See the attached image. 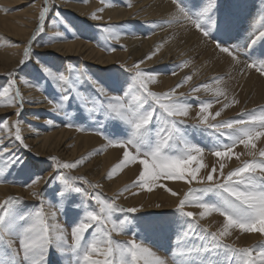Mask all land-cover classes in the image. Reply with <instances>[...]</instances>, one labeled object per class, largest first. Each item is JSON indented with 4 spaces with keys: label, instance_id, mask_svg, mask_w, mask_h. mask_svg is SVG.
Masks as SVG:
<instances>
[{
    "label": "snow or ice",
    "instance_id": "1",
    "mask_svg": "<svg viewBox=\"0 0 264 264\" xmlns=\"http://www.w3.org/2000/svg\"><path fill=\"white\" fill-rule=\"evenodd\" d=\"M84 2L86 3L87 0ZM101 3L105 4L106 0H101ZM173 3L177 11L167 23H178L183 19L194 25L203 36H209L210 29L200 17L212 11L216 7L215 4L209 3L199 12L190 13L182 0H173ZM9 10L4 9V11ZM50 11L45 0V5L39 11L37 28L28 42L29 46L24 49V58L20 60V66H26L28 63L32 55L31 45L44 32ZM103 11V7L96 9L91 13L90 19L101 20L102 17L97 13ZM56 17L62 22L63 18L58 12ZM100 31L106 34L107 40H119L121 37V30L117 26L101 25ZM60 35L56 33L52 40ZM258 40H264V31H260L251 40L249 47L254 46ZM215 46L234 61L238 59L237 54L220 41H215ZM151 55H155V52ZM150 58L151 56L145 57V59ZM37 62L44 76L61 85H70L71 90L76 91L75 85L83 73L70 76L64 71H53L41 63L39 57ZM143 63L142 59L125 69L130 74L131 85L138 93L131 98L127 91L119 94V89L117 94L110 95L106 88L99 86L92 77H88L94 85H97L96 91L103 98L94 101L89 98L93 106L89 107L86 103L84 107L89 113L99 112L106 120L121 129L111 137L104 136L103 132L99 133L109 145L123 150L122 158L111 168L108 177L111 178L118 170L130 164L138 163L141 170L136 180L132 182L133 188L140 187L152 191L155 187H165L164 184L159 183L161 180L187 184L188 190L176 205V211L186 217V222L194 229L200 228L205 233V239L210 238L204 251L205 257L213 252L219 255L223 250L224 260L209 261V264H264V240L256 245L242 248L225 243V239L234 229L242 234H259L264 237V148H257V141L264 138V107L248 112L242 111L234 118L218 119L225 109L239 101L235 99L229 101L222 78L216 77L212 82L191 88L193 93L203 90L213 97L212 100L207 101H201L196 97L198 107L195 116H191L193 105L184 93L177 94L176 89L190 81L192 76L186 75L169 91L155 92L150 90L149 85L156 81L158 74L142 69L140 65ZM188 63L184 61L179 67H187ZM246 67L255 69L264 76V59L253 60ZM69 72L75 73V69H69ZM172 74L175 75V72ZM15 75V71L10 73L9 76L12 78L5 85L0 86V106L15 108L16 119L0 120V130L18 142L19 146L27 149L20 119L24 110V98L16 86ZM76 94L80 96L79 92ZM221 97L228 102H224L219 110L212 111L214 104L221 102ZM70 99L71 96L66 94V91L61 93L58 101L49 99L52 111L61 112L65 102ZM188 119L193 121L191 125L193 129L210 132L216 138L208 151L217 159L218 167L214 164L204 175L200 173L202 169L207 168L203 163L206 149L189 137L185 130ZM46 123L51 125L53 122L48 120ZM65 126L76 127L77 131L82 130L71 123ZM238 145H242L246 151L244 153L235 151ZM244 155L251 159H241ZM49 159L55 163V174H49L46 178L36 176L23 186L31 189L30 195L43 204L44 194L42 190L37 191L35 186L41 179L44 180L45 185L59 181L61 187L55 192V197L59 200L83 197L81 204L84 206V216L71 228L69 242L63 228L59 224L49 223L48 217L41 210L18 211L16 205L23 203L22 198L9 196L5 200H0V264H50L49 254L53 251L61 257L73 260L74 264H166V261L156 256L150 247L137 242L134 238L123 242L113 240L112 233L118 235L124 233L127 224V220L114 219V213L118 211L136 213L138 209L135 207L121 209L116 205L115 199L109 201L95 191L89 192L77 186L74 181L83 178L70 177L63 170L76 169L84 162V157L74 162H61L56 157ZM232 159L239 161V165L225 172V161ZM0 161L6 162L9 171L12 167L23 164V159L14 150V146L6 144L3 137H0ZM3 174L4 168L0 167V176ZM4 182L6 181L0 180V183ZM84 183L89 182L85 180ZM90 187L95 189L98 186L90 185ZM127 190L126 187L124 191ZM165 191L173 196L178 195L166 187ZM210 194L215 200L207 199ZM87 202L94 203L96 209H91ZM190 205L201 209L199 219L193 212L184 210ZM212 213L223 217V225L214 232H208L206 227L201 228L199 221ZM108 225L111 227L109 228ZM91 229L95 231L89 239L86 234ZM185 254L198 256L200 252L197 250L181 253V255ZM184 264H197V261L189 259ZM199 264H204V260L202 259Z\"/></svg>",
    "mask_w": 264,
    "mask_h": 264
},
{
    "label": "rangeland",
    "instance_id": "2",
    "mask_svg": "<svg viewBox=\"0 0 264 264\" xmlns=\"http://www.w3.org/2000/svg\"><path fill=\"white\" fill-rule=\"evenodd\" d=\"M14 1L16 3V1L18 0H10L9 3L7 2V0H0V17H7L9 16V14L12 15L18 12L22 6L25 7L28 5H16L13 4ZM34 1L35 0H33V2ZM93 1L98 3V7L92 8L93 10L87 13L88 16L84 17L80 16L77 11L68 8L67 6H71V4L84 5V0H47V5L50 7L51 11L47 17L44 32L41 33L40 36L37 37V40L31 45L32 55L26 66H20L19 62L24 58V49L29 46V39L35 33L38 24L39 11L45 5V0H38V5L34 7L33 11L35 13V18L32 21L33 28H31L30 34L27 37L26 41L16 39L14 40L11 38L9 39L6 37L7 34L3 33L0 30V52L3 53L9 50H13L14 47L20 49L19 56L16 57V59L18 60L16 62V65L10 69H7L6 71L0 72V86L5 85L8 80L12 78L9 76V74L15 71L16 75L14 78L16 79V86L19 88L21 95L24 98V112L21 113L20 117L22 125L32 123L33 125L39 127L42 132L47 134L50 128L52 129V127L47 126V124L43 121L44 119H46L45 121L51 120L55 125V128H57L55 129L56 131L64 130L70 132L71 134L73 133L72 138H75V136L78 135H84L85 137H92L98 141L96 144L97 146H93L95 148L90 147V150H86L79 156L86 157L84 158V162L80 166L73 170L63 171H65V173L70 177H82L83 180L74 181L77 186L85 188L89 192L95 191L101 194L102 197L107 198L109 201L115 199V203L119 208L128 209L135 207L138 209L136 213H128L126 211H118L114 213V219L127 220L124 233L119 235L115 232L112 233V238L114 241L123 242L134 238L137 242H141L145 246L150 247L156 256H159L166 261V264H184V262L189 259L196 260L197 264H199L202 259L204 260V264H209V261L224 260L223 250H221L219 255L213 252L205 257L204 251L209 244L210 238L205 239V233H203L200 228L194 229L192 225L186 222L187 218L181 216V214L176 211V205L179 203V200L183 197L184 193L188 190L189 186L187 184L170 180H161L159 182L164 184L166 188L178 193L176 197L171 195L168 191H165V187H155L152 191H147L140 187L133 188L131 187L132 182L136 180V177L139 175V172L141 170V166L138 163L130 164L118 170V172L114 173L111 178L107 177V173H109L111 168L122 158L123 150L118 147L109 145L104 136L111 137L114 134L119 133L121 129L117 128L110 121L106 120L105 117L99 112L89 113L84 107L86 103L89 107L93 106L89 98H91L92 101L98 98H103L96 91L97 85H94L88 79V77H92L97 81V84L99 86H103L104 88H106L110 95L117 94V89L120 90L119 94H123L124 91H127L129 93V98L137 95L138 93L135 87L131 85L130 74L125 70L129 66V56H127L125 59L122 58L123 60L121 58L116 59L118 61L115 60L114 63L110 65L102 66L97 64L95 65V63L93 62H89L84 58L83 55L64 56L63 54L54 51L53 47H55V45L57 46L61 44H74L77 42L83 44L84 42V44L89 45L92 49L105 56H115L117 55V52L118 54H124L123 52H125V54L130 53L128 52V48L126 49L125 47V42H121L119 40H107L106 34L100 31L101 25L117 26L121 30L122 37H129L133 40H153L155 38L153 41L154 48L158 45L157 41L161 37L160 36L158 37V39H156V36H158L161 32L160 29L164 30L165 37L168 39H174V36H169L171 35V33H180L182 31L183 34L190 33L193 35L195 33L194 39L197 42L193 44L187 43L190 48H185L186 52L184 54H181L176 60L173 58L165 59L164 61L162 60L163 62L158 61V64L156 63V65L153 64L147 67L140 65L142 69L157 73V77H168L170 80L174 81L167 87H163L161 86V84L158 87H155L156 82H154L155 84H150L149 88L150 90L155 92H166L174 88L180 81L183 80L186 75L192 76V79L190 81L176 89V93L185 94L188 101L193 105L191 116H195V112L198 107V101L195 98L198 97L201 101H207L212 100L213 97L210 93H205L203 90L197 93H193L191 92V88L203 83L212 82L214 78L220 77L223 81V87L227 89L229 101L235 99L239 101V103L231 104L229 108L225 109L222 112L221 117H219L218 119L223 120L234 118L237 117L238 114L242 111L248 112L252 111L253 109H260L264 107V93L259 90V88L256 86L257 84H255L256 81L258 83L264 82V76H261L255 69H248L246 67V65L253 60L258 61L259 59H264V40H258L254 46H252L251 48L249 47L251 40L254 39L260 31H264V0H182L184 6L190 13L199 12L204 7H207L209 3H213L216 5V7L212 11L200 17L210 29L208 37L203 36L201 32L196 30L194 25L183 19H181L178 23H167L168 21L172 20V18L174 17L173 15H175L177 11L176 5L173 3V0H161L168 5L169 10L165 13H160L161 15L157 16L154 19H146L145 17L135 18L129 16L127 18V21L118 23L114 21H96V23L94 20H89V17L91 13L96 9L109 4H113L116 6L120 5L123 7V9L131 11L129 15H133V13L136 12V10H132L134 7L133 1L106 0L105 4H102L101 0ZM31 4L32 1L29 5ZM129 5L131 6L129 7ZM4 9L10 10L4 11ZM57 12L60 14V17L63 18L62 22L56 17ZM164 14L166 16L163 17ZM209 17H211V19H209ZM193 18H195V16H193ZM56 33H60L61 35L58 38L52 40V38L56 36ZM215 41H220L225 46L231 48L232 51L237 54L238 59L234 61L226 53H221L216 48ZM182 44L185 45V43ZM199 46H201V48L205 46L210 47L211 49L209 50V54L212 55L197 56L198 53H196L195 50L198 51V49L200 48ZM108 48H112L115 50L108 51L106 50ZM154 48L152 46L153 50ZM186 49H188V51ZM153 50L149 51L148 54L150 52L152 53ZM15 52L13 53L15 54ZM38 57L41 63H43L45 66L50 67L53 71H64L66 75L70 76L83 73L80 80L75 85L76 91H72L70 85H61L59 83L51 81L49 78L44 76L37 62ZM223 58L225 59V61ZM125 61L128 62L125 63ZM137 61L140 60L137 59L131 61V65H133ZM184 61L189 62L188 66L180 68L179 65H181ZM206 63L208 64L206 65ZM230 66H238L240 68L239 71L241 72H238L235 75L229 73L228 69H230ZM69 69H75V73L69 72ZM173 72H175V75L172 74ZM251 80H253L252 84L255 82L253 85H251L252 87L247 84L248 81ZM30 88L34 90L32 92H35L41 100H34L33 97H30V95H28L26 91L31 90ZM65 91L66 94H69L71 96L70 101L65 102L64 109L61 112L57 113L52 111V106L51 104H49V99L58 101L60 99L61 93ZM77 92L80 93L79 97L76 94ZM220 101V103L214 104L212 111L219 110L224 102H228L224 101L223 97L220 98ZM28 104L34 107L33 109H31V112L27 109ZM14 113L15 108L6 106H2L1 108L0 106V120L8 119L9 121H12L16 119ZM33 122L37 124H34ZM69 123L80 127L82 130L77 131L76 127L65 126ZM186 123L188 126L185 130L188 132L189 137L194 142L200 144L206 149L203 157V163L207 165V168L202 169L200 173L201 175H204L208 170L211 169L214 164H216L218 167L217 159L211 155L210 151H208L216 138L210 132L193 129L191 127L193 123L191 119H188ZM153 126L155 128V123ZM0 132L2 133L4 131L0 130ZM100 132H103L104 136L100 135ZM4 134L6 136L5 132ZM22 136L24 137V143L29 146L30 150L29 148L24 149L21 146L19 147L18 142H14V139L11 137L7 138L8 140L5 141L6 144H14V150L18 155L22 157L23 164L12 167L9 171L5 162L6 158L5 161H0V167L4 168V174L0 176V180L6 181L4 183H0V187L16 188L21 191H24V189L27 190L28 188L24 187L23 185H25L26 183H30L31 178H35L36 176L46 178L47 176H49L48 174H55V163L54 161L49 159L50 157H56L61 162L67 161L57 154H45L42 156V154L37 153L33 150L31 144H29L28 142L26 143V133L22 132ZM74 146V143L70 145V147ZM257 148H264V138L257 141ZM95 149L96 151H94ZM111 150H113L118 156L113 162H111L112 164H110V166L108 165V167L104 169L102 177L99 180H94L90 178L86 173L80 172L82 167H86V164L90 162V155H98V157H103L107 153L111 152ZM235 151L244 153L246 150L242 145H238L235 148ZM86 154H89L88 158ZM94 157L95 156H93L92 158ZM241 159H251V157L244 155L241 157ZM74 161L75 159L68 160L67 162ZM225 163V172L239 165V161L235 159L226 160ZM102 168L103 167L99 168L100 173H102ZM128 170L135 172L133 177L122 184L118 189H116L115 192H110L106 189L105 184L107 182L117 180ZM85 180L89 183H84ZM90 185H97L98 187L93 189L90 187ZM60 187L61 182L59 181L50 182L49 184L45 185L44 180L41 179L40 182L35 186V188H39L37 189V191L42 190L44 194L43 204L35 200L30 194H11L1 200H5L9 196L22 198L23 203L16 205L18 211L34 212L37 209L41 210L45 214V216L48 217L49 223L59 224L63 228L64 234L67 235L70 242L71 228L84 216V206L81 204L83 197L78 196L75 197L74 200L71 198L59 200V198L55 197L54 194L57 190H59ZM126 187L128 188V190L124 191ZM193 187H197V185H193ZM156 193H164L168 196L176 198L177 204H175L168 210L164 209L163 211V209L157 207V205H160L158 199H149L150 195ZM133 198H142V201L140 202V204L137 202L133 203ZM207 199L215 200V197L210 194ZM87 203L90 205L91 209H96L97 206L94 203ZM184 210L193 212L194 214H196V218L199 219V212L201 211V209H199L198 207L190 205L186 206ZM199 223L201 225V228L206 227L208 232H214L218 228L222 227L223 217L219 216V214L217 213H212L206 216L204 219L200 220ZM206 223H208L209 225H207ZM108 227L110 228L111 225H108ZM93 231H95V229L89 230V232L86 234L87 238H92ZM193 232L195 234H193ZM250 237L255 238L253 240L254 242H251V244L249 245H238L242 240H247ZM227 238L225 239V243L234 245L237 248L250 247L258 244L261 240H264V237H261L259 234H242L235 229L232 230V234L229 237L230 241H228ZM16 246L18 247V242ZM197 250H199L200 252V255L198 256H189L186 254L181 255V253L195 252ZM49 260L50 264H74L73 260H70L68 257L59 256L56 251H53L49 254Z\"/></svg>",
    "mask_w": 264,
    "mask_h": 264
},
{
    "label": "bare ground",
    "instance_id": "3",
    "mask_svg": "<svg viewBox=\"0 0 264 264\" xmlns=\"http://www.w3.org/2000/svg\"><path fill=\"white\" fill-rule=\"evenodd\" d=\"M10 1V0H9ZM9 1L7 0V2L9 3ZM32 1V4L29 5ZM67 1V0H65ZM134 2V7L132 10H136V12H132L133 15H129L131 11H127L125 9H123L122 6L120 5H111V6H101L104 8L103 12L97 13L98 15H100L102 17L101 20H99L100 22L104 21H114V22H124L127 21L128 17H135V18H140V17H145L147 18H156L157 16H160V13H165L167 12L168 9V5L161 0H131ZM38 0H35L33 2V0H18L14 1L13 4L16 5H27V6H22L18 12L7 16V17H0V30L7 34L6 37L7 38H11V39H16V40H21V41H26L27 37L30 34L31 28H33V20H34V7H36L38 5ZM61 3V2H60ZM74 3V2H73ZM3 4V3H2ZM70 4V3H69ZM98 3H96L93 0H87L86 3H84V5H75V4H71V6L67 5L68 8H71L74 11H77L78 14L80 16H84L87 17L89 12H91L93 9L92 8H97ZM5 7V6H4ZM8 7V6H6ZM20 7V6H19ZM100 7V8H101ZM18 9V8H17ZM63 9V8H62ZM17 11V10H16ZM36 11V10H35ZM87 14V15H86ZM251 14V13H250ZM7 15V14H6ZM75 15V13H74ZM86 15V16H85ZM166 16L165 14L163 15V17ZM174 16V15H173ZM78 17V16H77ZM159 18V17H158ZM167 18V17H166ZM86 20V19H85ZM89 20L92 21V19ZM94 22V21H93ZM96 22V21H95ZM103 22V23H104ZM36 23V22H35ZM97 23V22H96ZM111 23V22H110ZM187 24V23H186ZM46 26V25H45ZM178 26V25H176ZM48 27V26H47ZM175 28V27H174ZM49 29V28H48ZM243 29V27H242ZM194 30V29H193ZM160 34L158 36H156L158 39V37H160V39L157 41L158 45L155 46L153 45V40H133L129 37H120L119 41L121 42H125V47L126 49L128 48V52L125 54V52H123L124 54H118L115 56H105L100 54L98 51L92 49L89 45L87 44H83L80 42L74 43V44H64V45H55V47H53L54 51H57L60 54L65 55H83L84 58L86 60H88L89 62H93L95 63V65H102V66H107L110 65L112 63H114V61L116 59H125L127 56H129V66H132L131 61L133 60H144V63L141 64L143 66H149V65H153L156 63L158 64L160 61H164L165 59H177L179 58V56L181 54H184L185 48H188L189 45L187 43H196L197 41L194 39V34H183L182 32L178 33L176 31V33H171V35L169 36H174V39H168L165 37V32L164 30L160 29ZM188 31V30H187ZM1 32V33H2ZM162 33V34H161ZM173 34V35H172ZM3 36V35H2ZM129 36V35H127ZM199 36V35H198ZM5 37V35H4ZM2 38V37H1ZM3 39V38H2ZM31 39V38H30ZM29 39V40H30ZM162 40V41H161ZM199 40V39H198ZM78 41V40H77ZM166 41V42H165ZM178 41V42H177ZM183 41V42H181ZM181 42V45H180ZM205 42V41H204ZM60 43V42H59ZM182 43H185V45H183ZM1 44V43H0ZM9 44V43H8ZM210 44V43H208ZM4 45V44H3ZM13 45V44H12ZM21 45V44H20ZM197 45V44H195ZM6 46V45H5ZM11 46V45H10ZM35 46V45H34ZM53 46V45H52ZM152 46L154 48V50L152 49ZM213 46V45H212ZM200 47V48H199ZM197 48L198 51L195 50L196 53H198L197 56H209L212 54H209V50L211 49L208 46H205L203 48H201V46H199ZM190 48V47H189ZM192 48V47H191ZM195 48V46H194ZM213 48V47H212ZM13 49V48H10ZM52 49V50H53ZM193 49V48H192ZM202 49V50H201ZM8 50V49H7ZM155 52V55H151L152 53L150 52L148 54L149 51ZM188 51V49H186ZM15 52V54L13 52ZM190 51V50H189ZM212 51V50H211ZM210 51V52H211ZM127 52V51H126ZM193 52V51H192ZM20 53V49H17L14 47L13 50H9L7 52H0V72L2 71H6L7 69H10L12 67H14L16 65V62L18 61L16 59V57L19 56ZM219 53V52H218ZM22 54V53H21ZM55 54V53H54ZM217 54V53H216ZM187 55V54H186ZM214 55V54H213ZM21 56V55H20ZM151 56L150 59H145V57ZM163 56V57H162ZM183 56V55H182ZM218 56V55H217ZM211 57V56H210ZM219 57V56H218ZM83 58V57H82ZM181 58V57H180ZM183 58V57H182ZM206 58V57H205ZM209 58V57H208ZM122 59V60H123ZM215 59V58H214ZM224 59V58H223ZM127 60V59H126ZM198 60V59H197ZM118 61V60H116ZM159 61V62H158ZM162 61V62H163ZM167 61V60H166ZM174 61V60H172ZM196 61V60H195ZM225 61V59H224ZM128 61H125V63ZM211 62V61H210ZM166 63V62H165ZM169 63V62H168ZM242 63V62H241ZM126 64V65H127ZM161 64V63H160ZM208 63H206L207 65ZM220 64V63H218ZM240 64V63H239ZM238 64V65H239ZM94 65V64H93ZM121 65V64H120ZM215 65V64H214ZM230 65V64H229ZM242 65V64H241ZM128 66V67H129ZM213 66V65H212ZM216 66V65H215ZM17 67V66H16ZM218 67V66H217ZM239 67L238 66H230V69H228L229 73L231 74H237L239 71ZM13 70V69H12ZM15 70V69H14ZM215 70V69H214ZM11 71V70H10ZM226 72V70H225ZM221 73V72H220ZM242 74V73H240ZM229 75V74H228ZM244 75V72H243ZM29 76V75H28ZM232 76V75H231ZM239 76V75H238ZM261 77V76H260ZM245 78V76H244ZM258 78V77H257ZM232 79V78H231ZM242 79V78H241ZM177 80V79H176ZM235 80V79H234ZM240 80V79H239ZM261 80V79H260ZM259 80V81H260ZM236 81V80H235ZM234 81V82H235ZM238 81V80H237ZM252 81H248V85H253ZM156 84L155 87H158L160 84L163 87H167L168 85H171L174 81L170 80L168 77H157L156 79ZM24 83V82H23ZM236 83V82H235ZM238 84V83H237ZM243 84V83H242ZM256 86L259 88V90H261L264 93V82H257ZM29 85V84H28ZM20 86V85H19ZM246 86V85H245ZM32 87V86H31ZM252 87V86H251ZM250 87V88H251ZM31 89V88H30ZM27 90V89H26ZM37 90V89H35ZM34 90H27L26 92L28 93V95H30V97H33L34 100H39L40 97L36 95L35 92H32ZM261 92V93H262ZM38 93V92H37ZM245 93V92H244ZM39 97V98H38ZM41 100V99H40ZM41 104V103H39ZM27 105V104H26ZM45 105V104H44ZM36 106V105H34ZM39 106V105H38ZM41 107V106H40ZM2 108V106H1ZM34 107L30 106L28 104L27 109L30 110L33 109ZM35 108H39V107H35ZM41 109V108H40ZM39 111V110H38ZM24 112V111H23ZM45 112V111H42ZM5 114V113H4ZM26 114V113H25ZM34 114V113H33ZM31 115V114H30ZM29 116V115H28ZM39 120V119H38ZM42 120V119H41ZM46 119H44L43 122L46 123L45 121ZM40 121V122H42ZM34 123V122H33ZM37 124V123H34ZM47 124V123H46ZM45 124V125H46ZM28 125H31V127H29ZM47 126H51L52 129L50 128L49 132L47 134H45L44 132H42L39 127L33 125L32 123L30 124H24L22 125V132L26 133L27 137L26 139V143L28 142L29 144H31L33 150L37 153H40L43 155L45 154H57L60 157H62L63 159L68 160H77L80 159L81 157H79L83 152H85L86 150H88L90 147L93 146H97V140L92 138V137H88V136H75V138H72V134L68 131H64V130H58L56 131L55 129V125L52 123L51 125L47 124ZM72 132V131H71ZM24 136V135H23ZM74 136V135H73ZM0 137H3L5 139V141H7V138H10L8 136V134L6 133V136L4 134V132H0ZM15 142V141H14ZM74 143L75 146L74 147H70V145ZM102 143V142H101ZM14 145V144H13ZM20 147V146H19ZM17 148V147H15ZM29 148V146H28ZM27 148V149H28ZM95 148V147H93ZM97 148V147H96ZM25 149V148H24ZM92 149V148H91ZM30 150V148H29ZM90 150V149H89ZM96 151V149L94 150ZM98 151V150H97ZM111 150V152L107 153L105 156H100L98 157V155H90L91 159H89V163H87L86 167H82V169L80 170L81 173H86L90 178L94 179V180H99L102 177V174L104 172V169L108 167V165L110 166V164H112L111 162H113L116 158H117V154ZM24 152V151H23ZM31 152V151H30ZM96 153V152H95ZM120 153V152H119ZM90 154V153H89ZM88 154V155H89ZM87 155V154H86ZM87 155V158H88ZM32 156V155H31ZM48 156V155H47ZM58 156V157H59ZM93 156H95L94 158H92ZM120 156V154H119ZM42 158V157H41ZM84 158H86L84 156ZM86 160V159H85ZM103 167L102 169V173H100L99 168ZM136 167V166H135ZM107 170V169H106ZM79 172V171H78ZM100 173V174H99ZM133 171H127L125 172V174H123L121 177H119L117 180L115 181H109L105 184V187L108 191L110 192H115L116 189H118L122 184H124L125 182H127L131 177L134 176ZM77 174V173H76ZM79 174V173H78ZM108 174V173H107ZM49 175V174H48ZM86 175V176H87ZM106 175V174H104ZM48 177V176H47ZM106 177V176H105ZM108 177V176H107ZM89 179V178H88ZM104 180V179H103ZM102 180V181H103ZM106 181V179H105ZM93 182V181H92ZM100 182V181H99ZM38 187V186H37ZM104 188V187H103ZM178 188V186H177ZM39 189V188H37ZM36 189V190H37ZM31 189H27L24 191L22 190H18L16 188H8V187H0V200L3 199L4 197L11 195V194H22V195H29L30 194ZM158 192V191H157ZM118 196V195H117ZM176 197V196H175ZM150 200L153 199H158V201L160 202V205L158 206L160 209H164L168 210L169 208H171L172 206H174L175 204H177V200L176 198L172 197V196H168L164 193H156V194H152L149 197ZM132 201V200H131ZM142 201V198H133V203L137 202L140 204V202ZM128 203V202H127ZM126 204V203H125ZM136 204V203H135ZM148 204V203H146ZM144 206V205H143ZM145 207V206H144ZM142 208V207H140ZM157 209V208H156ZM158 210V209H157ZM147 211V210H146ZM212 221V220H211ZM216 222V221H214ZM220 222V221H219ZM207 225H209L208 223H206ZM223 224V223H222ZM233 236V235H232ZM230 237V236H229ZM227 238L228 241H230V238ZM255 238L254 237H250L247 240H242L238 245H249L251 244V242H254ZM233 242V241H232Z\"/></svg>",
    "mask_w": 264,
    "mask_h": 264
}]
</instances>
